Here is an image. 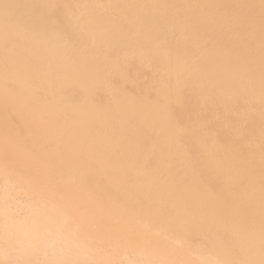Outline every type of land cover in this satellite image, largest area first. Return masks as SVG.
<instances>
[{
  "label": "snow or ice",
  "instance_id": "obj_1",
  "mask_svg": "<svg viewBox=\"0 0 264 264\" xmlns=\"http://www.w3.org/2000/svg\"><path fill=\"white\" fill-rule=\"evenodd\" d=\"M84 7L126 6L0 0L4 102L23 98L33 129L30 142L4 133L0 264H264V126L257 144L239 111L240 98L258 86L264 115V0L183 6L222 11L161 17L144 30L117 16L85 14ZM232 7L245 14L234 17ZM256 8L258 77L254 50L241 75L238 61L216 47L224 34L232 42L254 40ZM17 50L23 55H11ZM131 60L158 74L156 122L135 145L122 136L123 125L134 122L128 110L99 99L101 92L122 94ZM189 90L205 104L224 105L234 117L224 123L250 162L258 149V184L250 164L241 170L226 151L209 146L206 125L171 123L168 100ZM183 165L222 176L233 198L193 186ZM105 175L102 188L97 177ZM112 185L154 195L129 198L114 194ZM195 224L204 226L198 243Z\"/></svg>",
  "mask_w": 264,
  "mask_h": 264
},
{
  "label": "bare ground",
  "instance_id": "obj_2",
  "mask_svg": "<svg viewBox=\"0 0 264 264\" xmlns=\"http://www.w3.org/2000/svg\"><path fill=\"white\" fill-rule=\"evenodd\" d=\"M15 5L44 4V3H71L86 6L106 5V6H126V7H84L80 11L85 14H94L103 19L113 16L119 17V22L132 29L153 28L161 17H166L169 21H176L181 17H192L195 15L209 16L222 9L197 8L183 6H204V5H259L260 0H8ZM22 11H29L22 9ZM234 17L245 14L241 9L232 7L227 9ZM256 14L257 28L255 39L248 41L240 39L232 42L231 36L224 34L217 37V54L235 58L239 63V71L243 75L246 71V61L250 50H254L257 77L259 72L261 37L259 31V8L251 10ZM211 33L206 32L205 36ZM5 53L0 48V67ZM14 57H20L23 53L20 50L12 53ZM158 74L142 64L139 60H131L125 69V78L122 81V94L119 97H110L101 92L99 99L106 103H115L128 110V115L134 122H126L123 125L122 136L126 142L135 145L147 139L145 129L151 128L157 117L158 109L153 102V98L158 92ZM90 87V85H81ZM169 112L171 113V123L177 120L185 124L206 125L211 141L210 147L217 150L226 151L228 158L236 161L242 170L245 166H250L254 170L257 184L261 177V164L259 151L257 149L251 162L245 156L240 144L233 139L232 130L225 125L224 121L229 117L222 103L205 104L195 90H189L181 97L173 95L169 100ZM239 111L244 114V131L246 135L252 137L259 143L261 128L264 126V115H262L259 87L247 96L240 98ZM8 133L18 138L22 142H30L33 129L30 123L29 113L23 98H14L6 105L4 102L3 74L0 72V152L4 148V133ZM163 146V145H161ZM21 163L30 161L21 158ZM177 165L182 162L177 161ZM193 186H199L206 192L217 194L221 199L230 200L233 198L231 191L224 189L223 177L212 172H193L190 165H183V173ZM97 180L103 188L109 182V178L98 176ZM114 194L136 198L138 195L146 200L154 193L144 191L137 193L134 190H124L118 185H112ZM203 225L192 226L194 242H199Z\"/></svg>",
  "mask_w": 264,
  "mask_h": 264
}]
</instances>
